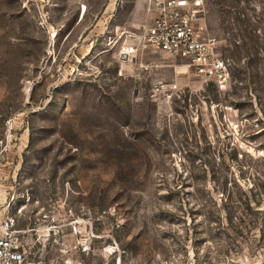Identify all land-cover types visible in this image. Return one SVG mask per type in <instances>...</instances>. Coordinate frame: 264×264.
I'll list each match as a JSON object with an SVG mask.
<instances>
[{"label": "rangeland", "instance_id": "rangeland-1", "mask_svg": "<svg viewBox=\"0 0 264 264\" xmlns=\"http://www.w3.org/2000/svg\"><path fill=\"white\" fill-rule=\"evenodd\" d=\"M52 3L42 21L32 1L0 0V240L12 264H264V0H204L230 62L224 89L180 58L119 57L110 40L149 19L147 0ZM224 181L261 201L242 236L182 214V200L198 209L195 196L218 199Z\"/></svg>", "mask_w": 264, "mask_h": 264}, {"label": "built area", "instance_id": "built-area-1", "mask_svg": "<svg viewBox=\"0 0 264 264\" xmlns=\"http://www.w3.org/2000/svg\"><path fill=\"white\" fill-rule=\"evenodd\" d=\"M29 1L38 18L47 21L45 7L50 8L53 0ZM147 12L149 19L122 32L120 43L110 40L114 47L118 44L119 57L131 61L152 50L180 58L196 75L208 76L220 89L226 88L231 81L230 62L219 53V42L209 32L204 0H147ZM174 88L176 84H169L168 90ZM8 245L6 239L0 240V257L8 256L3 264H12L19 256L14 251L6 252Z\"/></svg>", "mask_w": 264, "mask_h": 264}, {"label": "trees", "instance_id": "trees-1", "mask_svg": "<svg viewBox=\"0 0 264 264\" xmlns=\"http://www.w3.org/2000/svg\"><path fill=\"white\" fill-rule=\"evenodd\" d=\"M261 103V110L264 114V107ZM227 181L221 182L219 185L214 187L215 196H195L196 201L199 203V208H192L188 200H182V205L185 206L182 211L183 216H189L191 221L196 224L198 220H201L204 227H209L214 223L224 227H230L235 230L240 236L243 235L242 228L254 229L257 227L258 220H246L247 213L253 209L254 206L260 205V200H255L250 197L247 191L240 187V192L230 191L227 187ZM188 203V204H187ZM187 204V205H186ZM236 212H239L240 216L238 223L235 224ZM198 213V217L196 216ZM229 224V226H228Z\"/></svg>", "mask_w": 264, "mask_h": 264}, {"label": "bare ground", "instance_id": "bare-ground-1", "mask_svg": "<svg viewBox=\"0 0 264 264\" xmlns=\"http://www.w3.org/2000/svg\"><path fill=\"white\" fill-rule=\"evenodd\" d=\"M56 36H57V32L56 31H53L52 33H51V38L53 39V38H56Z\"/></svg>", "mask_w": 264, "mask_h": 264}]
</instances>
